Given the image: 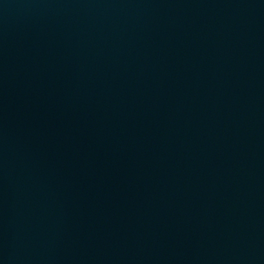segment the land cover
<instances>
[{
    "label": "water",
    "instance_id": "95a60500",
    "mask_svg": "<svg viewBox=\"0 0 264 264\" xmlns=\"http://www.w3.org/2000/svg\"><path fill=\"white\" fill-rule=\"evenodd\" d=\"M0 264H264V0H0Z\"/></svg>",
    "mask_w": 264,
    "mask_h": 264
}]
</instances>
